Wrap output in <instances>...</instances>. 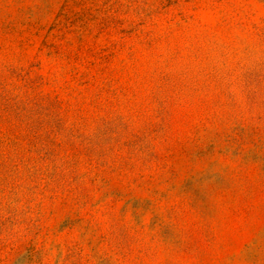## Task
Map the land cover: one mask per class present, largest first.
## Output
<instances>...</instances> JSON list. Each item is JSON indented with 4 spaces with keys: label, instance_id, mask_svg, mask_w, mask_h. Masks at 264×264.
Instances as JSON below:
<instances>
[{
    "label": "rangeland",
    "instance_id": "rangeland-1",
    "mask_svg": "<svg viewBox=\"0 0 264 264\" xmlns=\"http://www.w3.org/2000/svg\"><path fill=\"white\" fill-rule=\"evenodd\" d=\"M0 264H264V0H0Z\"/></svg>",
    "mask_w": 264,
    "mask_h": 264
}]
</instances>
